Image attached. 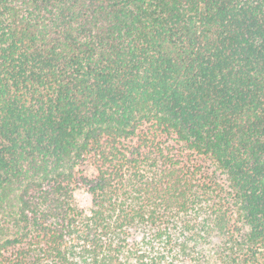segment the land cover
I'll return each mask as SVG.
<instances>
[{
	"label": "trees",
	"instance_id": "1",
	"mask_svg": "<svg viewBox=\"0 0 264 264\" xmlns=\"http://www.w3.org/2000/svg\"><path fill=\"white\" fill-rule=\"evenodd\" d=\"M211 257L264 264V0H0V264Z\"/></svg>",
	"mask_w": 264,
	"mask_h": 264
},
{
	"label": "rangeland",
	"instance_id": "2",
	"mask_svg": "<svg viewBox=\"0 0 264 264\" xmlns=\"http://www.w3.org/2000/svg\"><path fill=\"white\" fill-rule=\"evenodd\" d=\"M87 173L91 175V174H94L95 172H94L93 168H89ZM75 200L79 204L80 207H82L86 210H89L92 206V196L85 189H77L75 191ZM212 240L214 243H216V242H218L219 239H218V237L215 236L212 238ZM212 246H213L212 243H210V245H206L205 253H207L208 255H210L209 253L212 254L213 253ZM187 264H195V263L188 261ZM211 264H222V262H218L215 260L214 257H211Z\"/></svg>",
	"mask_w": 264,
	"mask_h": 264
}]
</instances>
